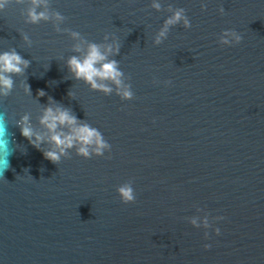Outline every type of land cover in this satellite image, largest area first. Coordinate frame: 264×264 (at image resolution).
<instances>
[{"label": "water", "instance_id": "95a60500", "mask_svg": "<svg viewBox=\"0 0 264 264\" xmlns=\"http://www.w3.org/2000/svg\"><path fill=\"white\" fill-rule=\"evenodd\" d=\"M33 8L47 18L32 23ZM181 9L192 27L182 19L156 44ZM91 43L134 99L74 77L68 60ZM13 50L30 66L11 74L0 114L29 115L47 140L39 119L52 97L111 153L73 148L56 165L10 126L21 146L0 170V264H264V0H6L0 54Z\"/></svg>", "mask_w": 264, "mask_h": 264}, {"label": "clouds", "instance_id": "9594fccd", "mask_svg": "<svg viewBox=\"0 0 264 264\" xmlns=\"http://www.w3.org/2000/svg\"><path fill=\"white\" fill-rule=\"evenodd\" d=\"M6 0H0V8L4 7ZM33 4H39V0H33ZM159 8V5H155ZM224 11L223 8L220 9ZM29 16L32 23H38L40 19L47 18L44 13H37L35 8L30 10ZM58 20H63V17L57 14ZM183 19L184 26L191 28V22L183 15V10H179L173 17H170L164 28L160 31L156 39V44H160L161 38L166 37L168 26L178 24ZM59 30V29H58ZM225 35H231L235 38L236 44L241 43L243 37L236 31H226ZM74 38H79L80 33L73 32ZM27 39V37H25ZM107 39V37H106ZM224 44H229L227 39L222 41ZM81 46L77 45L75 51L80 52ZM107 52H113V45H108ZM120 52L119 44L115 45V53ZM30 66V61L24 59L15 50L0 54V95L7 97L14 86V81L11 74H22L25 69ZM68 68L73 73L77 80H83L89 84L93 90L103 91L105 94H110L112 88L105 81H112L118 88V94L122 100L134 99V94L130 86H125L121 79L123 73L119 70L116 60L109 61L107 55L101 51V47L95 43L88 45L87 53L84 58L72 56L68 60ZM171 84V81H168ZM25 91L31 95L30 86H26ZM38 95L43 97L46 93L40 90ZM71 96V93H69ZM49 106L44 108L43 114L40 116L39 123L50 133L47 140L45 136L35 132L30 125V116L25 115L20 121L15 123L10 122L6 113L0 114V170L3 174L11 167V157L19 150L20 144L14 139V133L10 131V126L18 127L21 135L36 149L40 150L44 157L53 164L58 165L62 161V157L69 156V150L75 148L78 156L85 159H91L93 156L103 157L105 152L111 153V144L104 138L102 132L89 124L78 123V118L74 116L70 110L63 106L53 108L52 103H55L52 97H49ZM68 129V131H64ZM49 143L51 148L45 150L41 147L42 144ZM110 158V155L109 157ZM121 200L125 204L134 203L136 196L131 185H123L118 189ZM216 220H223L224 217L217 216ZM196 224V221H192ZM205 227L208 226L207 218L204 221ZM217 236L221 234L219 227L215 228ZM205 238H209L206 234ZM206 249L211 248L210 244L204 245Z\"/></svg>", "mask_w": 264, "mask_h": 264}]
</instances>
